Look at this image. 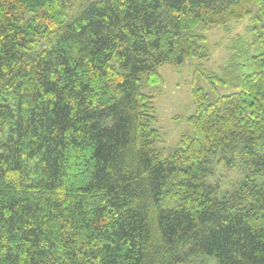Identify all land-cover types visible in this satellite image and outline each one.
I'll return each instance as SVG.
<instances>
[{
    "label": "trees",
    "instance_id": "obj_1",
    "mask_svg": "<svg viewBox=\"0 0 264 264\" xmlns=\"http://www.w3.org/2000/svg\"><path fill=\"white\" fill-rule=\"evenodd\" d=\"M250 6L205 76L231 92L193 88L163 155L158 68L208 60L196 28ZM220 169L239 173L225 190ZM207 258L264 264V0H0V264Z\"/></svg>",
    "mask_w": 264,
    "mask_h": 264
},
{
    "label": "rangeland",
    "instance_id": "obj_2",
    "mask_svg": "<svg viewBox=\"0 0 264 264\" xmlns=\"http://www.w3.org/2000/svg\"><path fill=\"white\" fill-rule=\"evenodd\" d=\"M251 14L248 18L229 23L225 28L209 25L204 29L201 25L196 28L197 32L205 36L204 47L208 53V60L203 58L187 59L180 66L161 65L158 72L162 83L153 91V104L155 108L156 123L154 128L160 133V139L154 144L156 150L163 155L170 154L177 145L181 134L190 126L187 118L194 113L195 105L192 98L193 88H202L206 91L209 100L222 93H230L229 88L221 89L216 86L215 90L210 87L206 75L215 72L228 60L229 40L235 36H247V27L255 25L251 18L255 15L254 9L249 7ZM211 183L216 184L219 190H225L237 181V170L217 171ZM213 180L215 183H213ZM206 258H203V260ZM194 264L199 261L194 260ZM208 264H214V260L207 258Z\"/></svg>",
    "mask_w": 264,
    "mask_h": 264
},
{
    "label": "bare ground",
    "instance_id": "obj_3",
    "mask_svg": "<svg viewBox=\"0 0 264 264\" xmlns=\"http://www.w3.org/2000/svg\"><path fill=\"white\" fill-rule=\"evenodd\" d=\"M81 4V3H80ZM159 74V73H158ZM143 87H144V85H143Z\"/></svg>",
    "mask_w": 264,
    "mask_h": 264
}]
</instances>
